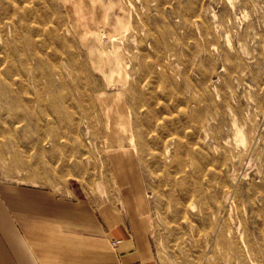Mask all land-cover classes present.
Wrapping results in <instances>:
<instances>
[{
    "label": "rangeland",
    "instance_id": "obj_1",
    "mask_svg": "<svg viewBox=\"0 0 264 264\" xmlns=\"http://www.w3.org/2000/svg\"><path fill=\"white\" fill-rule=\"evenodd\" d=\"M0 185L129 198L153 264H264V0H0Z\"/></svg>",
    "mask_w": 264,
    "mask_h": 264
},
{
    "label": "crops",
    "instance_id": "obj_2",
    "mask_svg": "<svg viewBox=\"0 0 264 264\" xmlns=\"http://www.w3.org/2000/svg\"><path fill=\"white\" fill-rule=\"evenodd\" d=\"M131 202L0 185V264H153L147 225Z\"/></svg>",
    "mask_w": 264,
    "mask_h": 264
},
{
    "label": "built area",
    "instance_id": "obj_3",
    "mask_svg": "<svg viewBox=\"0 0 264 264\" xmlns=\"http://www.w3.org/2000/svg\"><path fill=\"white\" fill-rule=\"evenodd\" d=\"M118 243V240H112V244L116 245Z\"/></svg>",
    "mask_w": 264,
    "mask_h": 264
}]
</instances>
